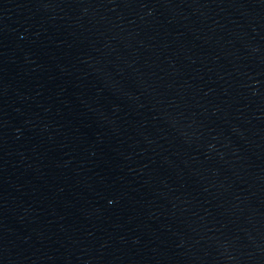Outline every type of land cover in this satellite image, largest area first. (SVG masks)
Masks as SVG:
<instances>
[{
  "label": "water",
  "instance_id": "obj_1",
  "mask_svg": "<svg viewBox=\"0 0 264 264\" xmlns=\"http://www.w3.org/2000/svg\"><path fill=\"white\" fill-rule=\"evenodd\" d=\"M0 264H264V0H0Z\"/></svg>",
  "mask_w": 264,
  "mask_h": 264
}]
</instances>
